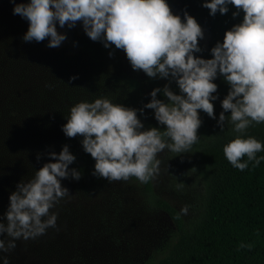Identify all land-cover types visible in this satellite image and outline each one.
<instances>
[{
	"label": "clouds",
	"instance_id": "obj_1",
	"mask_svg": "<svg viewBox=\"0 0 264 264\" xmlns=\"http://www.w3.org/2000/svg\"><path fill=\"white\" fill-rule=\"evenodd\" d=\"M232 16L243 13L239 23L226 29L221 40L211 48L210 58L194 55L202 51L198 38L204 31L187 10L173 13L167 0H21L13 3V14L28 21L22 40L39 42L47 37L48 47H58L66 33L56 25L73 27L82 24L86 35L99 40L105 48L114 45L126 54L133 70H143L149 78H165L163 86L151 89V97L142 107L126 106L99 96L82 100L70 107L66 122L61 125L68 137L80 135L83 150L94 158L92 175L107 181L141 182L154 178L160 171L157 153L167 149L185 153L197 141L201 124L198 109L214 117L218 74L229 85L221 100L216 122L224 127L225 111L236 134L223 146L230 164L240 170L259 164L256 155L262 143L246 135L249 125L264 122V0H202L209 15L224 14L228 6ZM75 43V42H74ZM112 55V52H109ZM75 75L69 80L75 79ZM175 82L176 89L170 87ZM161 93L163 98H157ZM152 109L161 129L145 128L137 113ZM53 159L36 168L28 179L21 178L9 194V204L0 217V262L9 264L16 239H35L48 228H56L57 213L50 211L62 198L71 196L61 178L79 179L81 170L68 165L75 160L68 144L60 151L47 152ZM41 153L36 154L37 161ZM242 157L246 159L242 160ZM194 168V167H193ZM177 188L183 183L178 182ZM188 206L180 212L187 214ZM241 244L240 247H244Z\"/></svg>",
	"mask_w": 264,
	"mask_h": 264
},
{
	"label": "rangeland",
	"instance_id": "obj_2",
	"mask_svg": "<svg viewBox=\"0 0 264 264\" xmlns=\"http://www.w3.org/2000/svg\"><path fill=\"white\" fill-rule=\"evenodd\" d=\"M14 2L21 0H0V217L16 183L53 159L47 152L58 153L68 144L75 155L68 167L80 169L82 174L79 179L61 178L71 196L50 209L57 213V227L35 239H16L15 248L3 254L9 256V264H156L175 241L173 219L162 208L149 204L136 177L109 182L92 175L94 158L83 150L82 137L66 136L61 125L72 105L99 96L140 108L151 98V89L163 86L166 79L149 78L143 70H133L122 49L114 45L105 48L99 40L93 41L79 21L71 28L56 25L57 31L66 33L58 47H48L47 37L39 42L23 41L28 21L13 14ZM167 2L182 20L187 10L201 25L204 37L197 42L202 51L194 55L210 58V48L222 41L226 30L217 15H209L202 0ZM73 75L76 78L69 80ZM213 82L217 84L214 117L198 109L201 120L217 119L224 111L221 100L229 85L220 74ZM170 87L178 91L174 81ZM157 98H163L161 93ZM229 111H225L227 124H231ZM144 113L137 116L145 128L164 127L157 123L152 109L145 108ZM157 156L161 162L159 173L152 178L155 193L179 212L187 205V214H180L190 220L199 212L203 194L193 168V152L190 148L180 154L164 149ZM178 182L183 183L182 188L176 187Z\"/></svg>",
	"mask_w": 264,
	"mask_h": 264
},
{
	"label": "trees",
	"instance_id": "obj_3",
	"mask_svg": "<svg viewBox=\"0 0 264 264\" xmlns=\"http://www.w3.org/2000/svg\"><path fill=\"white\" fill-rule=\"evenodd\" d=\"M234 10L230 4L226 13L217 11L222 28L240 22L243 13L233 17ZM216 120H201L198 139L190 147L203 185L195 216L185 221L174 206L155 193L152 178L142 182L149 204L165 210L176 226L175 241L156 264H264V159L256 165L249 161L243 170L233 167L223 146L236 134L231 124L224 122L220 129ZM245 134L261 141L262 149L256 155L264 157V122H253Z\"/></svg>",
	"mask_w": 264,
	"mask_h": 264
}]
</instances>
